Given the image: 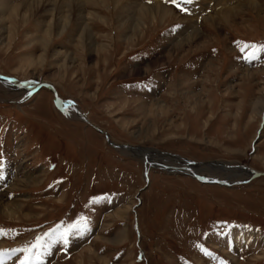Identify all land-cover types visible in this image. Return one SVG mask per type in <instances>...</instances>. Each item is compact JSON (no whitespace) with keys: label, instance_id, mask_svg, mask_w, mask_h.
<instances>
[{"label":"rangeland","instance_id":"374dc122","mask_svg":"<svg viewBox=\"0 0 264 264\" xmlns=\"http://www.w3.org/2000/svg\"><path fill=\"white\" fill-rule=\"evenodd\" d=\"M25 1L0 5V75L34 81H0V200L17 210L11 218L0 213L7 233L0 249L40 236L50 247L37 264H264V176L198 172L204 180L237 182L204 184L121 151L152 149L264 171V52L248 62L249 49L240 51L244 43L264 44V17L239 0H193L182 5L187 11L166 0H130L158 3L171 15L148 21L139 34L132 25L118 33L101 23L111 7L48 0L36 14L12 12ZM253 1L264 11V0ZM219 2L235 11L227 22L218 20ZM83 23L91 31L80 33ZM190 23L200 34L193 44L203 39L205 46L185 45ZM127 34L135 36L130 43L119 41ZM104 44L113 46L104 53ZM161 56L164 62L147 66ZM135 67L146 72L131 74ZM38 81L110 142L129 147L115 148L89 123L68 117L47 87L22 88Z\"/></svg>","mask_w":264,"mask_h":264},{"label":"bare ground","instance_id":"6f19581e","mask_svg":"<svg viewBox=\"0 0 264 264\" xmlns=\"http://www.w3.org/2000/svg\"><path fill=\"white\" fill-rule=\"evenodd\" d=\"M45 1H48V0H26L25 2L20 3V5H16L15 9H13L12 12H17L19 10L21 11V9H22L26 14H31V13L36 14L39 11L38 10V7H39L38 3L45 2ZM51 1L52 0H50V2ZM53 1L58 2V3L59 2L66 3V2H71L74 0H53ZM75 1H77V3H78L77 7L80 9L84 8L86 6L87 8L91 7V8L97 9L98 11H104L102 9L103 7L107 8L108 10H110V7H111L112 14H110V16H108L110 18H106V19L102 18L101 23L104 26H106L109 24V22H111L112 26L118 31V33H121L124 30L129 29L130 26L132 25V30H130V32L139 34V32H141L142 28H144V26L146 25V23L148 21L151 24H154L155 22H164V20L166 18L170 17V15H171L170 10L168 8H166V6L165 7L161 6L160 4L155 3V2L152 5L145 7V6H137V3H132V1H130V0H92V1L88 0L89 2H86L87 0L86 1L75 0ZM240 1L242 2L243 7H245L246 9H248L254 13H256V15L259 17H264L263 8L259 5V3H257L258 1L256 2L253 0H239L238 2H240ZM5 3H6V0L1 1V4H5ZM26 3H36V5H34V6H21V5L26 4ZM87 3H89L90 5H88ZM223 3H225V2H223ZM217 6L219 7L218 9L216 8ZM216 7H215L217 9L216 15L219 17L218 20H221L222 22H227L228 20L232 19L235 15L234 9L229 8L230 6L227 7L224 4L222 5L221 2L217 3ZM0 10H4V7L0 6ZM59 10H60V12L62 11L61 7H59ZM136 10H137V13L135 14ZM24 12H23V14H25ZM105 14L109 15L106 12H105ZM228 18H230V19H228ZM210 24L214 25V24H216V22L214 20H211ZM52 26H53V24L48 22L47 29H46L47 30L46 32L50 33L48 35V37L51 36L50 29L52 28ZM67 26H69V20L64 22V24L61 26V30L58 31L57 35L60 36L61 34H63V32L65 31ZM190 26H191L192 30H194V31L190 32V34L187 36L186 41H185L186 42L185 45L188 47V49L190 47H192V46H190L191 43H192L193 47H196V48H199V47L201 48V47L205 46L204 45L205 41L203 39L200 42L193 44L194 39H192V38H194L195 36L200 35V34L198 33L199 31L197 32L196 26H193L192 23H190ZM80 30H81L80 33H83V31L86 32L90 29L86 23H83ZM90 31L87 34H90ZM9 37H10V35H9ZM119 37H120L119 41H125V42L130 43L135 36H133L132 34H127L124 36L123 39H122L121 35ZM80 38H83V37H80ZM48 44H49V42L46 41L45 46H44V50L46 49V46ZM101 46H102V48H100L101 51L106 53L113 45L112 44H110V45L104 44ZM173 49H171V50H173ZM186 50L184 49V51H186ZM162 62H164V56H161L158 59H156L155 61L148 63L147 66L151 68L154 65L157 66V63L160 64ZM143 72H146V69H144V67H143V69H142V67H135V68H133V70L130 71L131 74H139V73H143ZM0 81L5 83V84H11V83L4 81V79H1V78H0ZM38 82L40 83L42 81H38ZM38 82H36V83H38ZM26 83H28V82H26ZM22 84H24V83H22ZM22 88L27 90L28 92L29 91L31 92V91L35 90L36 86H30V85L26 84V85H23ZM60 105H61V108L66 113V115H68V117L79 118L77 116L76 111L73 110L71 107H69L66 103L60 101ZM108 139H109V137H108ZM112 144H114V143H112ZM114 146H115V148H116V146L119 148L122 147V146H119L116 144H114ZM127 147H129V146H127ZM129 148L132 149V147H129ZM129 148H121L122 153L141 158L142 161L146 162L147 166L159 165L160 167H163L166 169L178 170V171L185 172L188 174L190 173V174H196V175L198 172H209V174H211V173L222 172V171H225V169H227V170L235 172L236 175L238 176L237 177L238 180H241L244 178H250V175H252V171L249 170L248 168L244 167V166L238 167V169H241V170H234L237 168L234 166H230V165L222 166L223 163H221V162H209L208 164L192 163V162H190V160H187L185 158H180V156H177V155H171V154H167V153H163L164 155H161V154L157 153V151L152 150V149H149V150L148 149H132L131 150ZM24 181L26 184H29V183L31 184L29 179H25ZM15 185H17V184H15ZM1 201L2 200H0V213L6 215L9 218L15 216L16 211H17V210H15L16 208H12L10 205L5 204ZM27 216L28 215H25V217H27ZM123 236H124V232L116 235L115 238L113 239V241H116Z\"/></svg>","mask_w":264,"mask_h":264},{"label":"snow or ice","instance_id":"6c2138e0","mask_svg":"<svg viewBox=\"0 0 264 264\" xmlns=\"http://www.w3.org/2000/svg\"><path fill=\"white\" fill-rule=\"evenodd\" d=\"M166 2L172 3L180 11H187V9L183 8L182 5L190 4L193 2V0H166ZM246 49H249V51L247 55L244 56V59L248 62H251L252 60L258 58L259 53L264 52V44L244 43L242 47H240V51L245 52ZM0 179H3L2 174H0ZM69 227L77 228L78 225L73 224V225H70ZM49 235L50 234L48 232L44 233V236H49ZM4 236H7V233L3 229H0V237H4ZM60 239L64 243H67L66 234H61ZM49 247H50L49 244L43 243V237L37 236L35 242L23 248L0 249V264H3V260L6 257L11 258L18 252L24 253V255L21 258H19L18 264H37V262L42 260V256L47 254L46 251L41 252V249L43 248L46 250Z\"/></svg>","mask_w":264,"mask_h":264},{"label":"water","instance_id":"95a60500","mask_svg":"<svg viewBox=\"0 0 264 264\" xmlns=\"http://www.w3.org/2000/svg\"><path fill=\"white\" fill-rule=\"evenodd\" d=\"M0 78L1 79H4V81H6V82H10V83H19V84H22V83H26V82H30L31 80H28V81H20V80H16V79H14V78H11V77H5V76H1L0 75ZM31 83H34V81H31ZM36 86H40V85H45V86H47L49 89H50V91L53 93V96H54V98L55 99H58V100H60L57 96H56V93H55V90H54V88H53V86L50 84V83H48V82H45V83H42V82H40V83H36L35 84ZM63 102H65L66 104H68L73 110H75L76 111V113H77V116L82 120V121H84V122H86V123H89L90 125H92V127L94 128V129H96L98 132H101L103 135H104V139H105V141L108 143V144H110V145H113L114 146V144H112V142H110L109 141V139H108V137H107V134L105 133V132H103L102 130H100L99 128H97L96 126H94L93 124H91L69 101H67V100H62ZM122 147H127V146H125V145H121ZM115 147V146H114ZM140 148H142V147H140ZM146 165V164H145ZM244 167H246V166H244ZM246 168H248L249 170H251L252 171V175H251V178H253V177H256V176H259V175H264V171H262V172H260V171H256V170H254V169H252V168H250V167H246ZM185 175H188V176H190V177H192V178H194V179H196V180H199L200 182H203V183H213V184H217V185H229V184H236L237 182H230V183H228V182H225L224 180H221V179H209V180H204V179H202L201 177H200V175H196V174H185Z\"/></svg>","mask_w":264,"mask_h":264}]
</instances>
